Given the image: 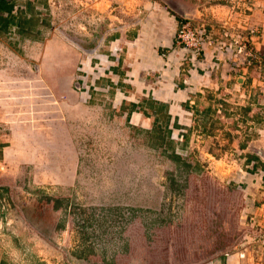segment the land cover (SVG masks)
<instances>
[{"label":"rangeland","instance_id":"obj_1","mask_svg":"<svg viewBox=\"0 0 264 264\" xmlns=\"http://www.w3.org/2000/svg\"><path fill=\"white\" fill-rule=\"evenodd\" d=\"M11 1L30 24L0 33V264H264V223L235 178L264 162L248 107L197 141L187 129L174 138L176 121L137 88L121 86L120 101L107 75L82 71L99 36L137 34L148 0ZM187 19L207 31L202 50L237 41L244 76L264 80L247 39Z\"/></svg>","mask_w":264,"mask_h":264},{"label":"crops","instance_id":"obj_2","mask_svg":"<svg viewBox=\"0 0 264 264\" xmlns=\"http://www.w3.org/2000/svg\"><path fill=\"white\" fill-rule=\"evenodd\" d=\"M138 12L145 16L131 40L126 39L128 31L111 34L106 43L104 36L109 31L103 37H95L98 42L93 41L90 60L82 62L83 72L96 74V79L107 75V88L117 91L120 101L125 98L121 86L129 85L137 88L142 100L150 98L167 104L171 123L176 121L178 126H174L173 134L181 135L187 129L191 140L197 141L193 135H202L207 124L220 119L222 124L228 120L236 123L242 117L238 108L247 106L250 114L243 117L249 120L245 129L264 136V80L245 77L243 62L233 49L217 51L215 47H206L201 54L193 56L174 43L177 24L185 15L194 24H204L215 36L231 30L232 34L247 39L264 58V0H166L163 3L148 0ZM250 30L254 32L251 34ZM142 114L123 113L129 119L146 118ZM262 163V159H251L248 163L251 172L240 171L235 176L242 184L239 187L244 184L247 188L244 192L247 203L260 225L264 223V203L259 207L255 203L264 201L261 186L264 169L259 168ZM226 264H234L233 257Z\"/></svg>","mask_w":264,"mask_h":264},{"label":"built area","instance_id":"obj_3","mask_svg":"<svg viewBox=\"0 0 264 264\" xmlns=\"http://www.w3.org/2000/svg\"><path fill=\"white\" fill-rule=\"evenodd\" d=\"M16 11H18L17 7L13 8L12 13L15 14ZM181 18L182 19L177 25V29L174 36L175 45L182 49H186L196 55H199L197 53L203 51L201 48L202 42L204 43V41L208 39L206 33L207 31L202 28H194L191 22L185 16H181ZM239 46V42L234 41V44H231L228 47H230V49H233L234 52L236 49V55L240 56L242 49ZM243 58L247 62V64L252 65L253 63H256L257 57L255 53L250 51L246 53ZM172 137L177 138V135L173 134Z\"/></svg>","mask_w":264,"mask_h":264},{"label":"trees","instance_id":"obj_4","mask_svg":"<svg viewBox=\"0 0 264 264\" xmlns=\"http://www.w3.org/2000/svg\"><path fill=\"white\" fill-rule=\"evenodd\" d=\"M13 8H14L13 1L0 0V33L6 32L7 29L11 27H16L20 32H24V30L27 28L26 26H29L30 22L28 20L30 19L24 18L27 12L16 11V13L13 14L12 13ZM143 102L145 103L146 107L151 109V111L154 113L164 112L162 118L165 119V122L169 121V115L167 113V106L165 104L156 102L150 98L143 99ZM155 121L156 122L158 121V117L155 118ZM164 130L166 131V129ZM165 133H166V136L168 137H169V134L171 135V133L168 130ZM160 140L161 142L159 144L162 145V141L165 139L164 137L163 138L161 137ZM174 158L177 160H181V157H179L178 155H175Z\"/></svg>","mask_w":264,"mask_h":264}]
</instances>
